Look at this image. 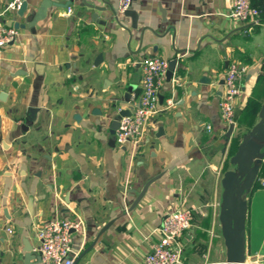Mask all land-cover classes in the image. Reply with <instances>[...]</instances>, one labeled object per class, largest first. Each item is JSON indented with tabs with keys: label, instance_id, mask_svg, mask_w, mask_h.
I'll return each mask as SVG.
<instances>
[{
	"label": "crops",
	"instance_id": "1",
	"mask_svg": "<svg viewBox=\"0 0 264 264\" xmlns=\"http://www.w3.org/2000/svg\"><path fill=\"white\" fill-rule=\"evenodd\" d=\"M12 1L0 0V23L23 29L0 48V264H42L36 233L54 219L81 225L72 264H145L162 218L184 207L193 220L182 263L224 264L221 181L264 104V24L232 21L233 0H136L135 25L119 0H26L22 17ZM250 1L264 12V0ZM151 57L176 60L173 77L141 143L118 147L111 122L137 107ZM233 63L246 73L228 135L219 100ZM258 174L244 264L264 260V161Z\"/></svg>",
	"mask_w": 264,
	"mask_h": 264
},
{
	"label": "built area",
	"instance_id": "2",
	"mask_svg": "<svg viewBox=\"0 0 264 264\" xmlns=\"http://www.w3.org/2000/svg\"><path fill=\"white\" fill-rule=\"evenodd\" d=\"M136 0H119L118 12L123 14ZM21 0H13L7 10L17 11ZM229 17L232 21L244 25H259L262 11L253 7L250 0H233ZM18 33L15 29L5 28L0 23V48L15 41ZM169 62L160 57H151L141 61L142 93L136 108L129 116L119 117V127L114 134L118 147L141 143L148 120L157 111L162 82L169 69ZM246 69L238 64H231L223 77V92L219 102V116L223 123L235 126V109L237 99L242 93L241 79ZM169 106L172 103L168 102ZM210 129L209 127L207 128ZM264 186V181L262 182ZM193 213L184 207L166 214L157 229L159 239L151 246V252L145 257V264H183L182 235L191 228ZM81 225L76 221L54 219L43 223L37 230L39 244L32 253L40 257L42 264H72V232L80 231ZM256 264H264L259 262Z\"/></svg>",
	"mask_w": 264,
	"mask_h": 264
},
{
	"label": "water",
	"instance_id": "3",
	"mask_svg": "<svg viewBox=\"0 0 264 264\" xmlns=\"http://www.w3.org/2000/svg\"><path fill=\"white\" fill-rule=\"evenodd\" d=\"M26 8V0H21L20 8L16 11V14L22 17ZM46 9H48L47 3H43L37 12L35 20L43 19ZM123 14L125 17L130 18L132 24L135 25L137 20L136 13L128 9ZM13 28L18 30L23 29V26L14 24ZM99 59H101V56H99L98 60ZM175 64L176 60L168 64L169 69L166 73L167 82L173 77V72L176 67ZM201 83L209 84L206 79H202ZM132 90L133 86H129L127 91L128 96H130ZM124 102L129 103L130 100L127 99ZM131 110L132 109L129 108L118 111L115 119L111 122V134H115L119 127V117L129 116ZM258 119V123L241 136V142L230 161L232 169L223 174L224 176L221 181L222 198L219 206V223L224 247L226 249L224 264L245 263V222L247 214V202L245 197L250 194L258 178L259 169L264 161V104L260 109ZM232 129L233 125L230 126L228 135H230ZM26 252H30V250Z\"/></svg>",
	"mask_w": 264,
	"mask_h": 264
},
{
	"label": "trees",
	"instance_id": "4",
	"mask_svg": "<svg viewBox=\"0 0 264 264\" xmlns=\"http://www.w3.org/2000/svg\"><path fill=\"white\" fill-rule=\"evenodd\" d=\"M260 23L264 24V12L263 11H262V15L260 16ZM255 93H256V91H254L253 95H251V97L248 99L247 113L251 112L256 105L255 104L256 101H254L255 96H256ZM237 145H238V142L234 141L233 142L234 149H237Z\"/></svg>",
	"mask_w": 264,
	"mask_h": 264
},
{
	"label": "rangeland",
	"instance_id": "5",
	"mask_svg": "<svg viewBox=\"0 0 264 264\" xmlns=\"http://www.w3.org/2000/svg\"><path fill=\"white\" fill-rule=\"evenodd\" d=\"M262 188L261 187H256V188H252L251 190H252V192L250 191V193H253L254 195H256L257 193V190H261ZM251 195V194H250ZM250 195H247V196H249L250 197ZM253 195V196H254ZM257 200V198H254L253 199V201H256ZM253 205V204H252ZM246 211H248V214H247V219H246V221H248V219H249V214H251V211H250V205L248 204V209L246 210ZM259 211V210H258ZM259 215H260V219L262 218L261 216V214H260V211H259ZM251 216H252V214H251ZM255 217H256V214H255ZM247 226V225H246Z\"/></svg>",
	"mask_w": 264,
	"mask_h": 264
}]
</instances>
